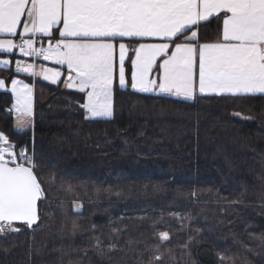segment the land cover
Returning <instances> with one entry per match:
<instances>
[{"label":"trees","instance_id":"obj_1","mask_svg":"<svg viewBox=\"0 0 264 264\" xmlns=\"http://www.w3.org/2000/svg\"><path fill=\"white\" fill-rule=\"evenodd\" d=\"M218 27L202 22V41ZM14 74L0 66L6 84ZM83 102L37 79L34 123L21 132L0 89V131L56 177L39 226L0 237V264H149L157 249L151 264H264V97L189 101L116 85L111 120H85Z\"/></svg>","mask_w":264,"mask_h":264},{"label":"snow or ice","instance_id":"obj_2","mask_svg":"<svg viewBox=\"0 0 264 264\" xmlns=\"http://www.w3.org/2000/svg\"><path fill=\"white\" fill-rule=\"evenodd\" d=\"M210 18L222 27L214 40L202 41L200 25ZM0 37V52L18 49L25 57L59 65L15 60L16 72L83 94L79 107L85 120L114 117L116 85L189 101L198 95L264 97V0H0ZM126 40L136 46L130 49ZM11 64L12 59L0 60ZM0 89H7L4 78ZM7 90L15 96V130L31 128L34 86L12 79ZM233 116L254 119L240 112ZM46 167L34 147L18 146L0 131V237L20 233L17 223L39 226L40 205L56 183L54 173L44 178ZM79 230L73 223L72 234ZM158 238L171 237L160 231ZM93 239L99 250L102 242ZM161 259L157 249L149 264Z\"/></svg>","mask_w":264,"mask_h":264},{"label":"crops","instance_id":"obj_3","mask_svg":"<svg viewBox=\"0 0 264 264\" xmlns=\"http://www.w3.org/2000/svg\"><path fill=\"white\" fill-rule=\"evenodd\" d=\"M0 38H4V37H0ZM38 38L43 40V37H38ZM144 42H152V41L146 40ZM44 46L47 47V44L45 43ZM17 50L18 49L14 50L13 53L0 52V60L9 59V57H11V59L13 60V64H11L10 66H7V67H10L11 69H13V71H14V68H15V60H17L20 56H21V58L19 60H23L26 63H35L37 65H41L42 64V65H45L46 67H59V65H56L53 61H45V60H43L42 57H40L37 61H34V60H32L31 57H25L22 54L19 55L18 52H17ZM0 66H3V65H0ZM37 70H39V68H37ZM12 79H20V80L24 81V83L32 84L34 86V97H33V115H34V107H35V81L37 79H42V80H44V79L42 77L32 76L31 74L24 73V72H20V73H17V74L15 73ZM63 79H65V77H61V80H63ZM45 81H48V82L52 83L50 80H45ZM10 88H11V81H10L9 84H7V89H10ZM12 96H13V103H12V108H13V105L15 104V96H14L13 93H12ZM13 110H14V118L17 120L18 115L15 112V109L14 108H13ZM19 118H21V119H28L27 117H19ZM31 120H32V124H33V122H34V117L33 116L31 117Z\"/></svg>","mask_w":264,"mask_h":264},{"label":"rangeland","instance_id":"obj_4","mask_svg":"<svg viewBox=\"0 0 264 264\" xmlns=\"http://www.w3.org/2000/svg\"><path fill=\"white\" fill-rule=\"evenodd\" d=\"M17 52H18L19 55H21V53L18 50H17ZM20 58H21V56L18 59H20ZM9 59H11V57H9Z\"/></svg>","mask_w":264,"mask_h":264},{"label":"water","instance_id":"obj_5","mask_svg":"<svg viewBox=\"0 0 264 264\" xmlns=\"http://www.w3.org/2000/svg\"><path fill=\"white\" fill-rule=\"evenodd\" d=\"M34 226V225H33Z\"/></svg>","mask_w":264,"mask_h":264}]
</instances>
